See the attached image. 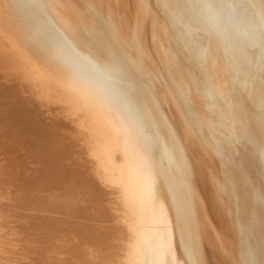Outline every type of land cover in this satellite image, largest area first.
Listing matches in <instances>:
<instances>
[{"label":"bare ground","instance_id":"1","mask_svg":"<svg viewBox=\"0 0 264 264\" xmlns=\"http://www.w3.org/2000/svg\"><path fill=\"white\" fill-rule=\"evenodd\" d=\"M196 1L198 2L199 17L196 26L198 41L195 54L186 56L180 48V43L185 44L187 40L183 34L184 29L188 31L192 27L191 16H189L191 13L190 8L192 7L188 4L190 3L188 0H183L187 5L184 15L182 8L171 9L170 16L174 20H169L171 23V34H165L161 31L156 34L151 33L152 50L150 52L152 56L150 60L156 63V67H153L145 56L136 61L132 59L130 51L125 46L121 36L114 27L105 22L103 15L99 13L97 8L93 7L92 0H82L85 12L72 0H23L20 4L22 6H19L23 12L28 11L30 13V19L40 29V32H38L39 36L56 41L66 49L65 52L73 54L71 60L78 64V70L80 69L79 72L81 74L75 72L74 66H70V71H67V74L58 71L56 73H46L47 71L42 68L25 64L10 49L8 50L0 44V70L5 71L9 75L16 74L14 75L16 79L18 78L22 84L24 82L28 85V92L35 100L43 102L49 99L51 104L59 105L63 115L76 118L77 128L81 133L87 154L92 161L97 163L94 167V173L102 184L100 185L110 189L111 194L113 193L116 196H114L116 198H114V201L116 200L118 204L115 209L117 214L113 210L115 208L112 206L114 203L109 202L114 207H110L112 208V213L119 215L121 218L135 221L133 229L129 228V232L134 238L132 247L130 244L129 252L136 264H168V262L171 264H207L204 253V240L207 238L206 225L201 219L199 211H203L212 232L220 242H223L224 236L212 221L206 201L201 191L197 188L196 180L198 179L203 184L204 174L208 176L209 182L216 192V201L222 213L219 217L222 219L223 217L227 218L236 235L239 236L237 238V246L240 245L239 254L244 259L251 256L254 260H257L258 255L261 256L262 254L261 258L262 260L264 259V0H229V12L222 8L218 0ZM67 4L71 7L70 11L65 9ZM168 4V0H164L161 8L165 12L167 8H173L176 5L173 3L169 7ZM4 10H2L3 13ZM128 12L133 13L131 8H128ZM84 13L88 14L87 19ZM227 13H229V17ZM146 38H148V32H146ZM188 52L190 51L188 50ZM186 59L188 61L192 59L197 61L198 74L191 73L190 82L187 79V74L185 75L186 72L183 71L179 64L180 60L186 61ZM62 60L66 61L68 59L62 57ZM155 69H160L161 72L156 73ZM20 70L24 74L23 77L19 73ZM156 76L166 77L168 79V88L159 89L160 84L154 80ZM4 83L6 84V82ZM16 83L18 85L17 80ZM26 84L25 87L27 86ZM3 87L5 88V85ZM172 97L177 99L179 104L175 103ZM19 98L17 99L20 100ZM202 99L205 100L202 101ZM25 100L28 101L29 99ZM12 101L14 100L12 99ZM206 105H208L212 114H208L204 110ZM180 110L188 117L185 124L182 121L184 114ZM1 112V114L6 113L5 111ZM27 112L29 113V111ZM63 124H68V122ZM38 126L36 129H38ZM49 126L47 125V127ZM40 127L43 128L44 126ZM40 129L38 130L39 132L44 131V129L41 131ZM30 130L32 131V129ZM46 131H48V128H46ZM54 131L52 132L55 133ZM53 133H51L52 136L60 137V132L58 135L56 133L53 135ZM34 137L37 139L36 135ZM42 137L45 138L44 135ZM39 138L38 141L40 142ZM43 138L42 140H44ZM15 139L17 141L18 138ZM57 140H55V145L58 146L57 150L59 151H55L56 156L63 159L65 153L63 151H69L70 148L67 144L68 147L66 146V149H69H65V144L68 142L61 144L60 140ZM47 142L48 140L44 144H48L50 141ZM11 143L16 142L12 141ZM50 143L49 145L54 142ZM18 144H16L17 146L15 145L16 148L20 145ZM31 146L30 148H33L35 145ZM44 146L46 147V145ZM11 147L15 150L14 146ZM49 148L46 147L44 153L47 150L49 151ZM27 149H29L28 146ZM9 150L13 151L10 148ZM8 151L6 150V152ZM43 151L39 150L40 153ZM34 152L36 155L37 152L35 150ZM51 153L48 155L47 152L48 157H50ZM70 155L74 156L73 153ZM6 156H9V154ZM6 156L4 155V158ZM38 157L36 158L38 159ZM73 160L71 159L68 162L70 163ZM31 161L29 159L28 162ZM206 161H210L214 166L217 164L219 171L214 170L212 164H205ZM16 167L15 170H17ZM203 169L205 173H203ZM63 174H65L63 175V180L58 181L60 183L64 180L67 181L66 179L69 181L72 178L70 176L71 178L69 179L66 172ZM79 175L76 174V176ZM72 176L74 177V175ZM261 178L263 184H261ZM8 179H6L7 182ZM30 180L32 179L30 178ZM1 182H4V178ZM68 184L64 186H68V188L63 190V192L66 191L65 195L58 189L62 195H67L69 198L66 196L68 200L64 201L66 198L62 200L64 196L62 197L61 195L60 197V193L57 194L59 195L57 199L55 198V204L59 207L55 208L57 210L60 207L65 208V210L67 208L79 210V202L85 199H88V201L86 200L87 202L90 201V189H84L82 177L75 179L73 183L68 182ZM52 185L54 186V184ZM29 186L24 187L29 188ZM45 186L48 187L50 185ZM56 186L58 185L56 184ZM59 187L64 188L62 185ZM2 188L0 189L1 191ZM27 188L25 193L28 191ZM103 189L105 188L103 187ZM5 190L8 192L7 189ZM55 190H53L52 194H55ZM15 191L19 193V189L16 190L15 188ZM13 193L11 196H13ZM47 193L49 192L47 191ZM5 194L7 193L0 192V199ZM18 195L21 196L20 193ZM11 196H7L9 201H5L7 202L6 204L10 202ZM52 196L54 197V195ZM7 197L5 196L6 199ZM93 197L92 195L91 200ZM20 198H18L19 201H22V199L24 201L26 197ZM96 199L94 198L93 200L96 201ZM14 200L16 201V199ZM95 201L89 202L88 206H92L93 203L97 202ZM0 202L3 205L5 204L4 200H0ZM5 206L7 207V205ZM31 206L29 205V207ZM91 206L90 209L93 207ZM101 206H99L101 209H97L102 210L105 208ZM87 208L89 209L86 206L85 211ZM82 209L84 211V208ZM8 211L14 212L10 211L9 208ZM103 211L97 212L102 213ZM3 212L0 209V220H5L8 217V214L5 211ZM79 212L83 215L82 211ZM2 213L4 215L7 214V217ZM77 213H74V215ZM79 215L75 216L78 217ZM85 215L84 218H86ZM96 217L94 216L93 218ZM9 218L11 217L9 216ZM59 218L61 219V217L55 219ZM87 218L89 219V215ZM104 218L102 216L103 220ZM14 219L12 220L16 221ZM6 220L8 221V218ZM59 220L58 222L60 223ZM81 222L78 224L76 221L74 225H80L79 228H81V224L84 221ZM18 223L20 224L21 222ZM62 223L64 225V222ZM35 225L37 224L35 223ZM74 225L73 227H75ZM94 225L96 226L95 221ZM69 226L66 227L68 228ZM82 227L85 226L82 224ZM104 227L107 228L104 224L99 230ZM28 228L27 230L30 231ZM48 228L51 229L50 225ZM58 228L56 230L59 232L63 227L59 228V230ZM79 228L75 227L78 230ZM69 229H73L72 225ZM98 229H96L97 232L93 231L88 233V236L86 235L89 238L87 239L88 241L108 240L106 229H103V231ZM57 231H52V233ZM74 231L71 230L70 232L75 233ZM86 232L83 231L82 234L84 233L83 235L85 236ZM107 232L111 234V241H114L115 233L112 230H107ZM65 234L67 235L66 232H64V236L61 235V240H64L62 237H66ZM75 234L80 235V232L77 231ZM59 236L60 234L55 238L58 239ZM81 236V240L84 238L86 240L87 237ZM46 237L48 236L46 235ZM51 237L53 238V236ZM75 237L77 236L75 235ZM71 238L73 237L71 236ZM76 239L79 238L77 237ZM65 240H68L67 237ZM81 240L79 239V241ZM49 241L47 245L48 243L51 244L53 240ZM58 241L56 242L58 243ZM79 241L77 240L76 242L78 243ZM72 242L70 241L71 244ZM70 243H68L69 247ZM83 243L82 240V246ZM112 243L110 242V245ZM60 244L59 242L58 245L60 246ZM88 245L86 243V247ZM64 246L62 245V247ZM79 246L72 248H79ZM54 247L56 248V246ZM38 248H31L32 252ZM26 249L28 251L31 250L30 248ZM68 249L71 250V248ZM46 250L47 248L44 252ZM51 250L53 251L54 249ZM60 250L58 249L61 253L62 250ZM48 251L50 250L48 249ZM55 251L53 253H56ZM63 251L64 255L58 253L59 256L65 257L66 252L65 250ZM38 253L41 254L40 252ZM89 253L88 255L85 251L88 257L84 254V257L89 260H91L93 255H100L98 248L95 253ZM29 254L31 256V252ZM67 254L69 256L68 252ZM23 256L25 257V255ZM96 258H99V256H96ZM43 259L45 261V258ZM77 259H80V257ZM30 261L34 262L33 260ZM49 261L48 263L50 264ZM39 262L42 264L41 261ZM85 263L89 264V261L87 260Z\"/></svg>","mask_w":264,"mask_h":264},{"label":"rangeland","instance_id":"2","mask_svg":"<svg viewBox=\"0 0 264 264\" xmlns=\"http://www.w3.org/2000/svg\"><path fill=\"white\" fill-rule=\"evenodd\" d=\"M22 1L23 0H0V44L6 49H8V50L10 49L11 52H13V54L16 57H18L20 60L24 61L25 64L35 65V66L42 68L45 71H47L46 73H56L58 71V72L67 74V71H70V69H69L70 66H74L75 72L81 74L79 72L80 69L78 70V64L75 61L71 60V58L73 57V54L71 55L69 52H65L66 49L64 47H62V45H60L56 41L49 39L47 37L38 35V32H40V29H39L38 25L36 23H33L34 21H32V19H30L31 18L30 13L28 11L23 12V10L19 8V6H22V5H20L22 3ZM72 1H74L76 4H78V6L82 9V11L85 12V6H84V3L82 2V0H72ZM188 1L190 3H188V2L187 3L192 7V8H190L191 13L189 15V16H191L190 18H191L192 27L189 28L188 31L186 29H184L183 34L186 36L187 40H186L185 44L180 43V48H181L182 53L184 55L189 56L191 54V56H193V54H195L196 44L198 41V38H197L198 37L197 36L198 31L196 29V26L198 24L197 20L199 17V15H198L199 9H198V2L196 0H191V1L188 0ZM218 1L222 5V8L224 10H226V12H229V0H218ZM162 2L164 3V0H126L125 2H124V0H92V5L94 8H97V10L99 11V13L101 15H103V17L105 18V22H108L110 26H112L116 29L118 34L121 36V39L123 40L125 46L127 47V49H129L130 56L132 57L133 60L136 61V60H139V58H141L142 56H145L148 58L149 63L153 67H156L157 66L156 63L154 61L150 60V57L152 56L151 52H150V50H152L151 49L152 48L151 33L156 34V33H159V31H161L162 33H165V34L168 33L170 35L171 34V27H170L171 23L169 22V20L174 21L172 19V17L170 16L171 9L182 8L183 15H184L185 8H187V5L183 2V0H168L169 7L173 3L176 5L173 8H171V7L167 8L166 12H165L161 8L163 6ZM128 8L132 9V11H133L132 14L128 12ZM4 9L6 10V13H5ZM65 9H68L70 11V9H71L70 5L67 4L65 6ZM2 10H4V13L2 12ZM84 14H85V18L87 19L88 14H86V13H84ZM227 16L229 17V13H227ZM146 32H148V38H146ZM188 50L190 52H188ZM62 57H65L68 60L64 61V60H62ZM179 64L182 67L183 71L186 72L185 75L187 74V79L189 82H190L191 73L198 74V72H197V61L196 60H194V59H192L190 61H188V59H186V61L180 60ZM83 71L85 72V70H83ZM155 71H156V73L161 72L160 69H155ZM19 73L23 77L24 74L21 70L19 71ZM14 75H16V74H14ZM14 75H9L5 71L0 70V80L4 79V81H2V80L0 81V87H1V89H0V110L6 112V113L1 114L2 112L0 111V148H1L0 151L2 150L0 152L1 153L0 154V156H1L0 157V186H1L0 189L4 186L3 187L4 189L2 188V191L0 190V192L8 194V195L5 194L3 196V198L0 199L1 201L4 200V203H5L3 205V203L0 202L2 204V206L0 204V209L2 210V212L8 211V208L10 209V211L11 210L14 211V212H9V211L6 212L8 214V217H7V214L4 215L3 214L4 212L2 213L5 217L8 218L9 222L6 220L7 218L5 219L4 216L3 217L7 221V223L3 219L0 220V222L2 220H3V222L5 221L4 223L3 222L0 223V264H38V263L41 264L39 261H41L42 264H45V263L49 264L48 260H50L49 261L50 264H55V263L56 264H66L67 262H68L67 264H69V263L73 264L76 261L77 262L75 264H86L85 262H87V260L89 261V264H136L134 262V260L132 259L131 254L129 252L130 251V244L132 247V243L134 241L132 234L129 232V228L131 227L133 229V224L135 221L129 220V219H124V218H121L119 215H115V213H116L115 209L117 208V205H118L116 200L114 201V198L116 196L113 193L111 194L110 189H108V188L106 189L105 186H101L102 184L97 179L96 174L94 173L95 172L94 167H95V165H97V163L95 161H92L91 158L87 154L81 133L77 128L76 118L67 117V116L63 115V111H61L59 105H56V104L54 105V103L51 104V100H49V99H47L46 101H43V102H39V101L35 100L34 98H32V96L30 95V92H28L29 91L28 85L24 82H23V84H24L23 85L21 80H19L18 78L16 79V76H14ZM14 77H15V79H14ZM16 80L18 82V85H16L17 84ZM154 80H155V82H158L160 84L159 89H162L164 87H165V89H166V87L168 88V85H167L168 79L166 77L156 76L154 78ZM4 82H6V84ZM25 84L27 85L26 87H25ZM165 84H166V86H165ZM2 85L3 86L5 85V88ZM42 88H44V87H42ZM6 89H8V90H6ZM9 90H11V91H9ZM4 91L5 92L8 91V92H6V94H5ZM13 95H15V96H13ZM22 97L24 100L22 99ZM6 98H8V99H6ZM17 98H19L20 100H18ZM30 98L32 101L30 100ZM200 98H202V97H200ZM10 99H11V101H10ZM12 99L14 101H12ZM15 99H16V101H15ZM25 99H29L28 100L29 102ZM21 100L23 103L21 102ZM53 100H57V99H53ZM172 100L175 103L179 104L177 99H174L172 97ZM204 100L205 99H202V101H204ZM25 103H26V105H25ZM25 106H27L28 108ZM23 107H25L26 109ZM204 110L207 111L208 114H212L210 112L208 105H206V108ZM27 111H29V113ZM182 119H183L182 120L183 124H185L188 120V117H186L184 114ZM66 122H68V124H63ZM48 123L51 125L49 126ZM46 124L49 127H47ZM66 125H68L69 128ZM37 126H38V129H36ZM40 126H44V127L42 128ZM50 127H51V131L49 130ZM46 128H48L49 132L46 131ZM30 129H32V131ZM39 129H40V131L42 129H44V131H43L44 133L42 131L39 132L38 131ZM53 130H55L54 132L56 133V135H58V133L60 132V134H59L60 137L52 136L51 133H53L52 132ZM33 131H35V132H33ZM45 131L48 133H46ZM55 133H53V135ZM24 134H27V135H24ZM40 134L44 135L46 140ZM61 134H62V137H61ZM34 135H36L37 139L34 137ZM39 137H42L44 140H42V138H39ZM6 138H7V140H6ZM15 138H18L17 141ZM38 138H39L40 142L38 141ZM47 138H49L50 140ZM53 138H55V139L53 140ZM57 139L60 140L61 144H63V143L65 144L66 142H68L65 144V149H66L67 144L70 148L69 151H63V153L65 152L63 159L60 158L59 156H56L57 155L56 152L59 151V150H57L58 146L55 145L56 144L55 140H57ZM21 140L24 142L21 143L22 142ZM41 140L44 142H42ZM47 140H48V142L50 141L51 143L52 142H54V143L51 144L49 142L51 145H49L48 142H47L48 144H44V143H46ZM6 141H8V142H6ZM12 141L13 142L15 141L16 143H11ZM5 142H6V144H5ZM32 143L35 145L34 147H36V148H34V147L30 148V147H32L31 145H33ZM42 143H43V145H42ZM3 144H5L6 146ZM12 144H14V145H12ZM16 144H18L21 148L19 146L16 148V146H17ZM22 145H24L25 147ZM26 145L29 147V149H27ZM40 145H42V146H40ZM44 145H46L47 148H49V146H51V148L53 149L51 151V148H49L50 153L52 152L50 157H48V155L50 153L47 149H46L47 150L46 153H44L45 148H46ZM47 145H49V146H47ZM53 145L56 147L53 148L54 147ZM11 146H14L15 150H13L12 149L13 147H11ZM9 148L13 151H10ZM38 148L40 151L41 150L43 151V149H44V151L40 153ZM69 148H67L66 150H68ZM6 150L7 151L9 150V151L6 152ZM34 150L37 152V154H39V153L40 154L39 155L36 154L37 155L36 156ZM47 152H48V155H47ZM4 153H7V154H4ZM71 153H73L74 156L70 155ZM2 154H3V158H2ZM8 154H9V156H6ZM4 155L8 158H6V157L4 158ZM65 155L67 156L66 159H65V157H66ZM38 156H40V157H38ZM41 156L42 157L44 156L43 157L44 161H43V158ZM68 156H70V157H68ZM36 157H38V159ZM68 158H71L74 160L69 163L68 161H70L71 159H68ZM29 159H31L32 160L31 162H33V163L28 162ZM67 159H68V161H67ZM207 163L212 164L210 161H206L205 164H207ZM69 164H70V166H69ZM17 165H19V166H17ZM15 167L17 170H15ZM213 167H214V170L219 171V166L217 164H215V166L213 165ZM65 169L68 171H66ZM75 170H76V172H75ZM69 171H70V174H69ZM65 172L68 173L67 175H68L69 179L71 177L72 178L69 181H68V179H66L67 181L64 180L65 183H64V181H62L61 182L62 184H61L58 181L63 180V175H65L63 173H65ZM3 173H4V175H3ZM14 173L16 176L13 175ZM90 173H93V174H90ZM203 173H205L204 169H203ZM71 174L74 175V177ZM76 174L77 175L80 174L82 176H80V175L76 176ZM10 175H11V178H10ZM5 176H6V178H5ZM12 176H14V177H12ZM1 177L4 178V182H1L3 180V178H1ZM79 177H82V183H83L84 189H90L89 191L91 194V198H92V195L94 196L93 199L97 198L96 199L97 202L93 199L91 200V198H89V200H90L89 202L95 201L97 204L93 203V205H92L93 207L90 205L92 207L90 209V206H88L89 202H87L88 199H85V200L81 201V202H83L82 204H81V202H79L80 203L79 204V210L75 209V208L74 209L67 208L65 210V208H62V207H60L59 210L55 209V208H59L55 204L56 199L59 197V195L61 197L62 193L64 195L66 194V191L63 192V190L68 188V186L67 187H64V186H66V184H68V182L69 183L75 182V179H78ZM94 177H95V179H94ZM8 178L11 180L9 181ZM12 178H16L17 180L16 179L13 180ZM20 178H22V179H20ZM24 178H27V179H24ZM28 178H29V181H28ZM30 178L32 180H30ZM6 179H8V182ZM33 181H35V182L33 183ZM15 182H16V184H15ZM28 182H30V183L32 182L31 185ZM24 183H25V185H24ZM55 183L58 186L55 187V185H56ZM52 184H54V186ZM60 184L64 187L63 189H62V187H59V186H61ZM196 184H197V188L201 191V193L204 197V200L206 201L208 212L210 213L212 221L214 222L215 226L222 232V234L224 236L223 242H220L216 238L215 234L212 232V229L210 228L209 223L206 220L203 211L202 210L199 211L200 217H201V219H203V221L206 225V236H207V238H205V240H204V250H205L204 253H205L207 264H264V259L262 260V258H261L262 254H261V256L258 255L257 260L256 259L254 260L251 256H248L247 259H244L243 256L239 254L240 245L237 246V241H238L237 238L239 236L236 235L235 230L233 229L232 225L228 222L227 218L223 217V219H222L219 217V215L222 213L220 211V208L218 207L219 204L216 201V196H217L216 192L213 190V188L209 182L208 176L206 174H204V176H203V184L204 185L198 179L196 180ZM261 184H263L262 178H261ZM29 185L30 186L33 185L32 186L33 188L30 187ZM45 185H50V186L46 187ZM24 186H27V187L29 186V188L24 187ZM44 186H45L46 190H45ZM49 187H51V188H49ZM52 187H54V188H52ZM103 187L105 189H103ZM11 188L13 189L12 191H11ZM15 188H16V190L19 189V193L21 194L22 197L20 195H18L19 193H18V191H15ZM26 188L28 190L27 193H25ZM43 188H44L45 192H44ZM48 188L50 191L48 190ZM56 188H57V190H55ZM5 189H7L8 192H6ZM29 189H30V192H29ZM52 189L55 190V194H52V192H53ZM58 189H60L59 191H62V193L59 192ZM9 190L12 193L14 192L13 196H15V197L13 199H12L13 196H11L12 193H10ZM103 190H106V191H104L105 193L103 192ZM107 190H109V191L107 192ZM23 191H24V193H23ZM47 191L49 193H47ZM91 191L93 194L91 193ZM22 193H23V195H22ZM50 194L54 195V197ZM57 194H59V195H57ZM64 195H62V197ZM5 196L6 197L11 196V199H12V200L10 199L11 203L9 202L8 204H6L9 201V197H7V199H8L7 200L5 198ZM66 196H64L62 198V200L65 199ZM23 197L24 198L26 197L24 199L25 202L22 199ZM111 197H112V199L110 200ZM18 198L22 199L24 204L22 203V201H19ZM68 198H66L64 201H67ZM14 199H16V201L18 200L17 202L18 203L20 202V203L18 204ZM5 201H7V202H5ZM29 202H31V203H29ZM109 202H113L116 206L114 204L113 205L109 204ZM25 204H27V205L25 206ZM31 204H32V206H31ZM90 204H92V203H90ZM95 204L97 205V207ZM98 204H99V206L102 205L101 207L102 208L105 207L106 209L103 208L104 211H103V209L98 210V209H101L98 206ZM5 205H7V207ZM17 205H18V207H17ZM29 205L31 207H29ZM81 205H83L84 207ZM111 205L114 206L115 208L112 207ZM53 206H55V207H53ZM86 206L89 207V209L87 208L85 211ZM94 206L96 207V209ZM108 207H109V209H108ZM110 207L114 208L113 209L115 212L114 214L112 213L113 211H112V208H110ZM80 208H81V210H80ZM82 208H84V211ZM22 209H23V211H22ZM68 209H69V211H68ZM61 210H64V211H61ZM71 210L73 213L71 212ZM59 211H61V212H59ZM79 211H82L83 215H81V212H79ZM97 211H103V212L101 213V212H97ZM17 212H18V214L19 213L20 214L18 215ZM84 212H86V213H84ZM65 213L68 215V217ZM74 213H77L75 215H79V214L80 215L77 217L74 215ZM87 213H89V214H87ZM91 213H93V214H91ZM103 213H105V214H103ZM10 214H12V215H10ZM13 214H14V216H13ZM84 214H86L85 215L86 218H84ZM63 215H65L66 217ZM88 215H89V219L87 218ZM9 216L12 219L15 218L14 220H16V221H13L11 218H9ZM71 216H73V217H71ZM94 216L95 217L97 216L96 217L97 220H96V218H93ZM102 216H103V218L105 217L104 220L102 219ZM25 217H26V219H25ZM58 217H61V219L60 218H59L60 220L55 219ZM90 217H92V218H90ZM48 218H50V219H48ZM81 218H82V220H80ZM52 219H54V220L52 221ZM86 219H87V221H85ZM46 220L49 222H47ZM58 220L60 221L61 225H59L60 223L58 222ZM63 220H65V221L67 220L66 224H69L70 226L66 225L65 221H63ZM17 221L21 222V223L19 224ZM74 221L75 222L77 221L78 224L81 221L82 222L84 221V223H82V222L81 223L85 227H82V224H81V228H79L80 225H77V224L74 225L75 224ZM88 221H90V222H88ZM94 221H95L96 226L94 225ZM96 221H98L100 223H98ZM38 222H39V224H38ZM62 222H64V225H62L63 224ZM35 223L37 225H35ZM92 223L94 226L92 225ZM101 223H102V225L100 226ZM24 224H26V225H24ZM87 224H89V225L87 226ZM104 224L107 228L104 227L103 229H106V233L108 234V237H109L108 240H110V241H108V240H106V241H90L89 240L88 241L87 240V239H89L87 237L88 233H92L93 231H96V229H98L99 226H100L99 227V229H100L101 227H103ZM49 225H50L51 229L48 228ZM71 225H72L73 229H69V227H71ZM73 225L75 227L79 228L80 231L78 229H75V227H73ZM57 226L60 229L63 227L62 230L60 231ZM66 226H69V227L67 228ZM28 227H30V228H28ZM44 227H46V229H44ZM65 227H66V229H65ZM87 227H89V228H87ZM27 228L30 229V231L27 230ZM57 228H58L59 232H61V233H59L56 230ZM84 228H85V230H84ZM86 228L88 229V231ZM81 229H82V231H81ZM103 229H101V230L103 231ZM48 230H49V233H48ZM69 230L70 231L76 230L74 232L77 233V231H78V232H80V235H82V236H84L83 235L84 233L82 234V232L87 231L85 236H84V237H87L86 240L84 237H83L84 239H82L84 242L83 246H82V240L80 238V235L72 233ZM101 230H99V231H101ZM107 230L108 231L112 230L113 233H115L114 234V236H115L114 241H111V234L109 232H107ZM52 231H57L56 232L57 235L55 232L52 233ZM67 231L70 232L71 234L68 233ZM64 232L67 233V235L65 234V236L67 237V239L69 241L65 240L66 237H62V239L64 238V240L60 239L61 235L64 236L63 235ZM28 233H30V234H28ZM41 233H43V234H41ZM52 234H54V235H52ZM59 234H60V236L58 237V239H59V241H58V239H56V238ZM72 234L73 235L75 234L81 241H79V239H76L77 237H75V235L73 236ZM46 235L48 237L51 235V236H53V238L51 236L48 238V237H46ZM71 236L73 238H71ZM26 238H28V239H26ZM75 239H76V241L78 240L80 243L79 242L77 243L75 241ZM51 240H53V241L51 242ZM48 241L51 242V244L48 243V245H47ZM56 241H58V243L59 242L61 243L60 246L58 245V243ZM70 241L71 242L73 241L72 244L70 243ZM54 242H56V243H54ZM74 242H75V244H74ZM110 242H113V243L110 245ZM65 243H66V245H65L66 247L64 246ZM68 243L71 244V245L69 244L70 247L68 246ZM86 243H88L89 244L88 246H90L92 249L88 246L86 247ZM26 244H27V246H26ZM39 244H41L43 246H40ZM34 245H36V246H34ZM38 245H39V248H38ZM52 245H53V247H52ZM62 245L64 247H62ZM78 245H80L79 248H77ZM28 246H30V247H28ZM54 246H56V248L60 247L62 251L65 250V252H66L65 257L64 256L62 257V255H64V251L62 252L60 250V248H58L61 251V253H60L57 249L58 253L62 254L61 256H59L57 251H55L56 248ZM74 246H77L76 247L77 249L72 248ZM35 247H37L38 249H35L32 252V249H34ZM44 247H45V249L47 248V250L48 249L50 250L48 252L46 250V252L50 255L49 256L50 258L48 257V254L46 252H44V250H45ZM80 247H82V248L80 249ZM26 248H30V249L32 248V249L28 251V249H26ZM68 248H71V250ZM86 248H87V250H86ZM97 248L99 250L100 255H93L94 257L92 256L91 260L84 257L85 251H86V254L89 255L90 254L89 252L95 253ZM261 248H262V246H261ZM39 249H40V251H39ZM51 249H54L53 251H55L57 254L53 253V251ZM78 250L79 251L82 250L81 251L83 253L82 259H84V260L81 259L82 253L79 252ZM74 251H76V252H74ZM30 252H31L32 258H30L31 257L29 254ZM38 252H40L41 254H39ZM67 252L69 253V256H68ZM44 253H46V254H44ZM52 253L54 254V256H52L53 255ZM75 253H76V255H75ZM80 254H81V256H80ZM23 255H25V257ZM74 256H76V257L73 258ZM96 256H99V258H96ZM61 257H62V259H61ZM78 257H80V259H77ZM26 258H28L29 260ZM43 258H45V261ZM70 258L72 259V261ZM39 259H41V260H39ZM46 259H48L47 262H46ZM69 259H70V261H69ZM30 260H33L34 262H32ZM74 260H76V261H74ZM168 264H171V263L168 262Z\"/></svg>","mask_w":264,"mask_h":264}]
</instances>
